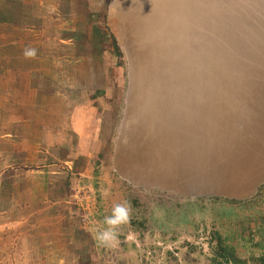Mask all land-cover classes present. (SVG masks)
<instances>
[{"label":"rangeland","instance_id":"obj_1","mask_svg":"<svg viewBox=\"0 0 264 264\" xmlns=\"http://www.w3.org/2000/svg\"><path fill=\"white\" fill-rule=\"evenodd\" d=\"M263 58L264 0H0V264H223L218 241L260 264L264 174L239 163H264ZM182 89L221 98L207 139L234 167L216 193L152 188L119 164L121 130ZM124 202L128 222L98 244Z\"/></svg>","mask_w":264,"mask_h":264},{"label":"crops","instance_id":"obj_2","mask_svg":"<svg viewBox=\"0 0 264 264\" xmlns=\"http://www.w3.org/2000/svg\"><path fill=\"white\" fill-rule=\"evenodd\" d=\"M206 96L208 98H205ZM206 96L203 97L202 94L190 93H167L164 95L161 94V96L157 97L156 99L152 98L151 101H153L154 103L150 105V111L147 109L144 110L147 113L150 112L151 117L149 118L148 116L147 118L145 117L146 115H143L144 117L140 122L143 127L139 128V121L137 120L136 131L129 137L127 132L121 130L120 141L124 139L126 142L123 145L121 144V142L118 143V145L120 144L119 146H124L123 150L122 147L118 149V156L119 164H125L124 166H126V169H124L125 175L123 174L124 178H126L127 180L133 179L137 182L150 184L152 188L165 189L169 191L172 190L174 192L177 191L179 195L183 196H188L192 194L191 192L198 195L200 192H207L209 190H214L215 193L216 190L220 191L221 186L217 187L218 185H221L219 184V182L215 186L217 188L213 187L212 189H206L204 185V189L201 190V182L196 187V189H194V191L185 189L183 183L186 181L184 180V177L186 178L185 173L187 170L184 169V156L181 155V151L179 153L180 156L174 157L172 151L175 147L170 150L173 144H177L178 148L180 150H183V147L192 144V140L196 139L197 136H200L201 134L204 138L208 137L209 131H207V129L212 128V125H214V123L211 122L210 117H204V119H201L200 117L199 124L202 125L201 131L194 128L192 133H190L193 139L191 141L189 140V128L191 126L194 127V124L196 123L195 119H191V113L189 112V110H191L192 113L194 112V110H196V112L200 111L201 109H203L201 108V106H199L200 104L203 105L205 109L208 108L209 110H213L210 108H213V105H216L215 101H212V99H210V96H208L207 94ZM216 99L219 100L221 98ZM138 100L140 101V99ZM140 104V106H138L137 104L134 105V108H136L137 112L139 111V109L145 107L143 103ZM218 105L219 107H221V104ZM214 110L216 112L217 109ZM127 112L128 109L126 110L124 122L127 121V118L129 116ZM154 113H158V117L155 116ZM190 122H192V124H190ZM221 124L222 123L220 122L218 125ZM173 132H178V134L181 133L182 138L180 137L177 139V137H170L171 133ZM158 133H161L160 135H163L162 139L159 135H157ZM122 135L125 136L122 137ZM212 135L215 138L216 134L214 132L212 133ZM208 149H211V151L215 150L214 140L211 141L210 144L202 146L201 150L199 151L198 158L193 160L195 161L193 162V165H198L197 170H200L202 168L200 163H204V159L206 160ZM136 152L140 156V160H138L137 158L130 159L131 153L135 155ZM187 161L190 162L189 159ZM141 163L142 165H144L143 168H135L140 166ZM132 166L134 168H132ZM150 166H153V169H150ZM162 168L166 169L164 173L166 174L167 178L170 177V173L173 174L172 183L160 177L159 171ZM138 169H141V172H138ZM144 171L145 173H143ZM225 177L230 176L225 175Z\"/></svg>","mask_w":264,"mask_h":264},{"label":"bare ground","instance_id":"obj_3","mask_svg":"<svg viewBox=\"0 0 264 264\" xmlns=\"http://www.w3.org/2000/svg\"><path fill=\"white\" fill-rule=\"evenodd\" d=\"M263 61H264V58H263ZM157 62V61H156ZM147 68V67H145ZM181 73H183V71H181ZM177 74V73H176ZM179 75V73H178ZM182 77V76H180ZM176 78L177 75H176ZM184 79V78H183ZM259 83H261L258 87V89L260 91H256V94L258 96L261 97L260 99V103L261 104H264V81H259L257 80ZM219 82V81H218ZM174 85V83H173ZM251 86L253 87V84H251ZM249 88V92H247L246 95H248L249 97H254V95H256L254 92H253V89ZM203 87V86H202ZM197 88V90L199 89L198 86H195V88L193 87V90H195ZM191 91V89H189ZM204 91V90H203ZM194 92V91H193ZM185 94V92H183V89L180 91V90H176V91H173V92H170V94ZM191 93V92H188V94ZM161 94H165V92L160 91L157 92L155 94V96H160ZM207 93H204L202 94V96H206ZM209 94V95H208ZM207 95L210 96V99H212V101H219L218 99H216L218 95L216 94H211V93H208ZM205 98H208L207 96ZM215 99V100H214ZM145 99H142L140 101H137V105L140 106L141 104H139V102L141 101H144ZM217 100V101H216ZM203 104V103H202ZM216 105H213V108H210V109H213V110H209L208 108L205 109V107L203 105H199L201 106V109L200 111H197L194 110V112L192 113L191 110H189V112L191 113L190 116H191V119H195L196 123L194 124V127L193 126H188L190 127L189 128V137H190V141L193 139L192 136L190 135V133H192L193 129H199L201 131V126L199 124V120H200V117L201 119H204V117L208 118L210 117L211 119V122L214 123V125H212L213 127L212 128H208L207 131H212L215 133V129H218L220 130L221 128L220 127H216L218 126V124L220 123L219 120H217V117L215 115V110L214 109H217L216 112L218 111V108H219V103H215ZM158 114V113H157ZM162 114V113H161ZM260 117V116H259ZM190 124H192V122H190ZM189 124V125H190ZM204 127V126H203ZM216 127V128H215ZM215 128V129H214ZM220 128V129H219ZM261 129L263 128V125L262 127H260ZM161 133H158L157 135L160 136V138L162 139L163 138V135H160ZM170 137H177L178 138H182V134L178 132H173L171 133ZM214 140V139H213ZM213 140H209L204 137H202V134L200 136H197L196 139H193L192 140V144H190L189 146L186 145L185 147H183L184 149L183 150H180L178 148V145L177 144H173L170 148V150L173 149L172 153H173V156H180V152L182 151L181 155L184 156V169L187 170L185 175H186V178L184 177V180H186L184 183H183V186L185 187V189L189 190V191H194V189H196V187L202 182V184L200 185V189L203 190L204 189V185L206 187V189H212L213 187H215L218 183V180L219 178L221 177H224L225 174L229 175V170H230V164L229 163H224V161L222 162V159H223V155H224V152H226L223 148H222V145L219 144L220 146V149L217 151V153L211 149H208V154H207V158L206 160L204 159V163H200L202 168L200 170H197V166L196 165H193V161L194 159L198 158V154H199V151L201 150L202 146L204 145H207L209 144V142L213 141ZM229 140V139H228ZM257 142L254 143V147H252V153L254 152H259L260 151H263V145H260L259 148L257 147L258 144ZM217 149V147H216ZM211 152V153H210ZM253 162H248V163H244V162H240V167H244L246 166V168L248 167V170H249V182L258 178V177H261L263 174H264V163H262L261 161H259V158L256 157V156H253ZM133 158H137L138 160H140V156L137 154L134 155L133 153H131V156H130V159H133ZM190 160V162H188L187 160ZM239 161H242V160H239ZM144 165H142V163L140 164V166L138 167H135V168H143ZM196 166V167H195ZM133 167V166H132ZM134 168V167H133ZM153 169V166H150V169ZM227 168V169H226ZM208 169V170H207ZM166 169L165 168H162L160 169L159 172H161V178L162 179H165L166 181L168 182H173L172 178H173V174L170 173V177L167 178L166 174L164 173ZM207 170V171H205ZM138 172H141V169H138L137 170ZM145 173V171L143 172ZM172 175V176H171ZM219 177V178H218ZM222 181V179H221ZM223 184V183H222ZM221 184V185H222ZM221 185H218L217 187L221 186ZM215 187V188H217ZM222 189V188H220Z\"/></svg>","mask_w":264,"mask_h":264},{"label":"clouds","instance_id":"obj_4","mask_svg":"<svg viewBox=\"0 0 264 264\" xmlns=\"http://www.w3.org/2000/svg\"><path fill=\"white\" fill-rule=\"evenodd\" d=\"M36 55L35 49H26L24 56L26 58H33ZM129 220V208L127 202L115 204L112 208L110 216L104 218V223L108 226L105 230L96 234V241L102 246L108 245L116 239V226L126 224Z\"/></svg>","mask_w":264,"mask_h":264},{"label":"trees","instance_id":"obj_5","mask_svg":"<svg viewBox=\"0 0 264 264\" xmlns=\"http://www.w3.org/2000/svg\"><path fill=\"white\" fill-rule=\"evenodd\" d=\"M215 256L219 258L223 264H241L240 260L234 254V248L218 241V247ZM260 264H264V256L259 259Z\"/></svg>","mask_w":264,"mask_h":264},{"label":"water","instance_id":"obj_6","mask_svg":"<svg viewBox=\"0 0 264 264\" xmlns=\"http://www.w3.org/2000/svg\"><path fill=\"white\" fill-rule=\"evenodd\" d=\"M190 94H194V93H190ZM208 137H209V136H208ZM223 161H224V163H229V164L231 165L229 168H230V170L232 171V169H233V167H234L233 162L230 161V159H224V158L222 159V162H223ZM226 169H227V168H226ZM231 171H230V172H231ZM230 172H229V175L231 174ZM225 175H227V174H225Z\"/></svg>","mask_w":264,"mask_h":264}]
</instances>
